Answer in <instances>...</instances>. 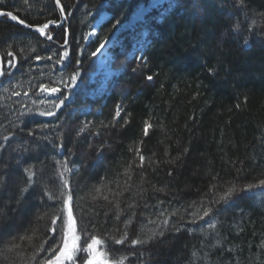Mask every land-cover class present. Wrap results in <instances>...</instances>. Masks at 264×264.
Segmentation results:
<instances>
[{
  "label": "trees",
  "instance_id": "obj_1",
  "mask_svg": "<svg viewBox=\"0 0 264 264\" xmlns=\"http://www.w3.org/2000/svg\"><path fill=\"white\" fill-rule=\"evenodd\" d=\"M154 1L0 0L56 22L0 18V264H45L69 195L111 264H264V0Z\"/></svg>",
  "mask_w": 264,
  "mask_h": 264
},
{
  "label": "snow or ice",
  "instance_id": "obj_2",
  "mask_svg": "<svg viewBox=\"0 0 264 264\" xmlns=\"http://www.w3.org/2000/svg\"><path fill=\"white\" fill-rule=\"evenodd\" d=\"M57 6L60 7L61 13L64 12V6L60 4V0H55ZM0 16H6L9 17L13 21H17L19 24L24 25L25 27H32V25L27 24L25 20L20 19L17 15L13 14L10 11H0ZM50 23H56L55 21H49L48 23H45L42 27H38L37 31L41 33V35L44 34V30L48 28ZM47 39L51 40L52 36H48ZM104 47V43H101L100 46L96 49L95 52L92 53L93 56H95L100 50ZM11 55V53H9ZM64 56H67L68 53L65 52L63 54ZM37 60L40 59L39 56L36 57ZM48 59H51V57H48ZM2 74V72H0ZM71 81L75 82L77 79V74H72L70 77ZM147 80L151 81L153 79L152 76H147ZM40 88L44 92H49V93H58L61 91V89L56 88V87H47L45 85H40ZM64 104V99H61L59 101V104L57 107L60 105ZM45 115H52L53 113L48 112L44 113ZM119 110L116 113V116L119 117ZM151 127L150 124L145 122V127H144V134H148V129ZM31 134V133H30ZM140 160L143 161L144 157L141 156ZM25 171H30L26 169ZM67 183V182H65ZM260 185L264 186V180H261ZM249 188L253 187L252 185L248 186ZM234 189L229 188L228 192L225 194V197H222V199H225L227 196H230L231 193L233 192ZM71 196H68L67 201H65V206L67 209V215L63 219V227L61 229L62 232V246H57L55 248H49L48 250L52 253V255L45 261V264H65V262H72V264H75V258L78 253L84 252L87 253L88 256L86 259L81 258L82 264H111V262L106 259V254L102 251H100V247L103 246L104 242L95 237L91 236L90 237V242L86 241V247L82 246L79 244V241L81 240V236L77 235V224H76V219L73 215L72 207H71ZM210 214V209H206L203 212V216H209ZM57 219H60V217H57ZM57 219L52 220V224L55 225L57 222ZM209 227H214V225L209 224ZM53 232H56V228L51 229ZM126 238V237H125ZM117 244H122L124 242L123 239L121 240H116L115 241ZM139 238L133 239L131 243L133 245L142 243Z\"/></svg>",
  "mask_w": 264,
  "mask_h": 264
},
{
  "label": "rangeland",
  "instance_id": "obj_3",
  "mask_svg": "<svg viewBox=\"0 0 264 264\" xmlns=\"http://www.w3.org/2000/svg\"><path fill=\"white\" fill-rule=\"evenodd\" d=\"M166 0H155L152 3V7H156L159 4H162ZM145 11L141 12L140 14H143ZM139 18V16H137ZM99 22L95 25V28L98 26ZM110 47V44L105 45L100 52L97 53L96 60L98 65V73L103 77V80L105 81L107 78H109L114 72L110 68V56L108 54V48ZM78 235V234H77ZM65 264H69V262H65Z\"/></svg>",
  "mask_w": 264,
  "mask_h": 264
},
{
  "label": "water",
  "instance_id": "obj_4",
  "mask_svg": "<svg viewBox=\"0 0 264 264\" xmlns=\"http://www.w3.org/2000/svg\"><path fill=\"white\" fill-rule=\"evenodd\" d=\"M56 4V3H55ZM56 7H57V9H58V12H59V14H60V16L63 18V21H61V23H63L64 22V16H63V13H61V11H60V7L59 6H57V4H56ZM13 21V20H12ZM13 22H15L18 26H21V27H24L25 29H27V30H29V31H31V32H34V33H40L39 31H37V28L36 29H34V28H30V27H25L24 25H21V24H19L17 21H13ZM2 71V66H1V68H0V72ZM2 74H0V80L2 79Z\"/></svg>",
  "mask_w": 264,
  "mask_h": 264
},
{
  "label": "bare ground",
  "instance_id": "obj_5",
  "mask_svg": "<svg viewBox=\"0 0 264 264\" xmlns=\"http://www.w3.org/2000/svg\"><path fill=\"white\" fill-rule=\"evenodd\" d=\"M55 1V0H54ZM56 3V2H55ZM57 8V7H56ZM58 10V9H57ZM59 16H60V14H59ZM63 16H64V18H65V15H64V12H63ZM2 16H0V18H1ZM60 19H61V21H63V18L60 16ZM65 20V19H64ZM64 23V22H63ZM62 24V23H61ZM24 28V27H23ZM31 28V27H30ZM34 29H36V28H34ZM34 33V32H33ZM1 66H2V76L4 75L3 74V70H4V65H3V60H2V57H1V55H0V68H1ZM3 78V77H2ZM1 81V80H0Z\"/></svg>",
  "mask_w": 264,
  "mask_h": 264
}]
</instances>
